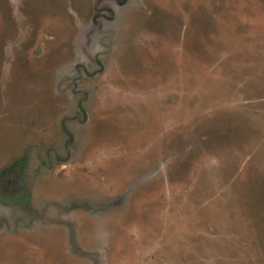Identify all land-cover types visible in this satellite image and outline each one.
I'll list each match as a JSON object with an SVG mask.
<instances>
[{
	"label": "rangeland",
	"instance_id": "obj_1",
	"mask_svg": "<svg viewBox=\"0 0 264 264\" xmlns=\"http://www.w3.org/2000/svg\"><path fill=\"white\" fill-rule=\"evenodd\" d=\"M0 264H264V0H0Z\"/></svg>",
	"mask_w": 264,
	"mask_h": 264
}]
</instances>
